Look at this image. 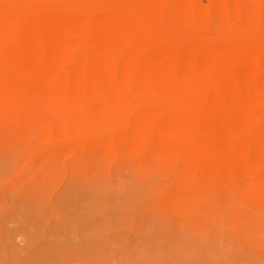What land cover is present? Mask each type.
I'll return each instance as SVG.
<instances>
[{
    "label": "bare ground",
    "instance_id": "1",
    "mask_svg": "<svg viewBox=\"0 0 264 264\" xmlns=\"http://www.w3.org/2000/svg\"><path fill=\"white\" fill-rule=\"evenodd\" d=\"M27 122L58 168L264 203V0H0V130Z\"/></svg>",
    "mask_w": 264,
    "mask_h": 264
},
{
    "label": "rangeland",
    "instance_id": "2",
    "mask_svg": "<svg viewBox=\"0 0 264 264\" xmlns=\"http://www.w3.org/2000/svg\"><path fill=\"white\" fill-rule=\"evenodd\" d=\"M54 141L0 130V264H264L259 198L181 188L160 163L61 169Z\"/></svg>",
    "mask_w": 264,
    "mask_h": 264
}]
</instances>
